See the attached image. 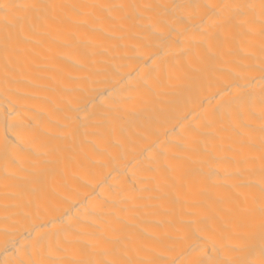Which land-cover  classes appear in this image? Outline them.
Instances as JSON below:
<instances>
[{"label": "bare ground", "instance_id": "6f19581e", "mask_svg": "<svg viewBox=\"0 0 264 264\" xmlns=\"http://www.w3.org/2000/svg\"><path fill=\"white\" fill-rule=\"evenodd\" d=\"M0 264H264V0H0Z\"/></svg>", "mask_w": 264, "mask_h": 264}]
</instances>
